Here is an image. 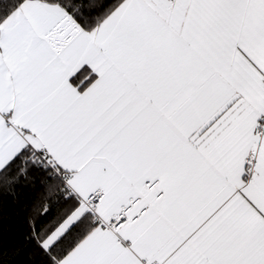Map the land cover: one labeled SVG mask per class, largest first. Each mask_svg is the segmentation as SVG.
<instances>
[{"label":"snow or ice","instance_id":"obj_1","mask_svg":"<svg viewBox=\"0 0 264 264\" xmlns=\"http://www.w3.org/2000/svg\"><path fill=\"white\" fill-rule=\"evenodd\" d=\"M6 217L0 264H264V0H0Z\"/></svg>","mask_w":264,"mask_h":264},{"label":"trees","instance_id":"obj_2","mask_svg":"<svg viewBox=\"0 0 264 264\" xmlns=\"http://www.w3.org/2000/svg\"><path fill=\"white\" fill-rule=\"evenodd\" d=\"M14 217H6L5 222L3 224L2 231H0V237H2L5 248H9V246L12 243L13 237L15 235V228L16 225L11 222L14 221ZM9 229H12V231H9ZM11 259V255H6L4 257L5 264H7V261Z\"/></svg>","mask_w":264,"mask_h":264}]
</instances>
